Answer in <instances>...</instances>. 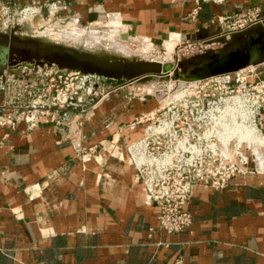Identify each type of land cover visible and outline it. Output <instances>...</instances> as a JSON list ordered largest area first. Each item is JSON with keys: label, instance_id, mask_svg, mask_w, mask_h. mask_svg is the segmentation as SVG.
I'll return each mask as SVG.
<instances>
[{"label": "crops", "instance_id": "1", "mask_svg": "<svg viewBox=\"0 0 264 264\" xmlns=\"http://www.w3.org/2000/svg\"><path fill=\"white\" fill-rule=\"evenodd\" d=\"M50 1L0 0V7ZM67 2L62 24H108L128 41L169 39L166 50L215 33L205 29L218 16L255 6L264 13V0H231L205 5L192 23L193 4L182 0ZM8 100L0 93V105ZM149 107L117 94L86 115L73 113L68 127L48 118L33 129L22 118L13 131L0 126V264H264V174L239 175L221 191L196 186L191 227L160 229L127 152L144 131L129 124Z\"/></svg>", "mask_w": 264, "mask_h": 264}, {"label": "built area", "instance_id": "2", "mask_svg": "<svg viewBox=\"0 0 264 264\" xmlns=\"http://www.w3.org/2000/svg\"><path fill=\"white\" fill-rule=\"evenodd\" d=\"M182 1L193 4L186 19L195 23L205 5H224L231 0ZM68 9L67 0H52L45 7L3 5L0 21L24 24L44 13L54 17ZM260 12L258 8L244 14L218 16L211 25L220 29L212 38L189 41L184 43L187 45L184 49L197 53L219 49L248 23L263 24ZM261 66L264 69V63ZM50 75L47 90L28 110L9 109L23 99L21 92L0 105L7 112L0 115L1 127L13 131L20 118L30 129L36 128L43 118L56 127H68L74 112L87 114L102 95L103 77L98 75L61 70L51 71ZM235 75L234 81L212 78L205 84L187 85L184 93L166 104L160 101L155 111L141 115L136 121L144 124V131L140 139L127 145L129 162L136 169L148 204L158 210L160 229L167 234H180L191 227L190 204L196 186L221 191L239 175L264 174L255 168L249 170L252 160L246 154L252 145L264 149V77L246 76L244 70ZM16 83L15 75L5 76L0 81V92L9 91ZM24 93L31 95L32 91L25 89ZM247 131L249 137L241 140L239 135Z\"/></svg>", "mask_w": 264, "mask_h": 264}, {"label": "rangeland", "instance_id": "3", "mask_svg": "<svg viewBox=\"0 0 264 264\" xmlns=\"http://www.w3.org/2000/svg\"><path fill=\"white\" fill-rule=\"evenodd\" d=\"M260 7L263 6H255V7L243 9L242 11L233 14L234 15L244 14L249 10L253 11V9H258ZM59 15L60 14L54 17H49L48 14L44 13L41 16L43 18H39L40 16H38L37 18L33 19L31 23L33 24L32 26L31 24H29L30 22H25L24 24L21 23L14 24L12 22L6 23L0 21V34H5L0 36V45L8 46V42L12 40L16 43L17 46L19 45L29 46L31 47V49H36V50L39 48L61 49L67 52H72L74 55L85 58L94 56L93 58L96 59H98V57L107 59L108 56H112L120 59L124 58L127 60H131L132 62H139V63H143L147 61L148 62L158 61L164 65L169 64L171 66L172 76H174V74L176 73L175 70H179V72L181 73L183 72L186 66L202 61L212 56L214 52H225L233 48L236 44L244 41L248 36L257 32L258 29L261 28V26L263 25L259 21L250 22L248 23L245 29L232 34L230 41H226L223 47L219 49H209L204 53H197V52L187 51L184 49L187 46L184 45V43L186 44L189 41L191 42L192 41L191 39L188 40L180 39V41L176 44L175 49L171 47L169 50H166L165 45L169 39L162 42H155L149 38L131 36L129 38L130 40L128 41L126 40V38L121 37L118 31L112 33L109 29L108 24H106L107 25L106 28H99L98 26L97 27L88 26L87 28L78 27L76 24L74 26L73 22L67 25L66 23L62 24V22H60V20L58 19ZM227 15L230 14L228 13ZM260 16L261 17L264 16L262 10L260 12ZM70 19H73V17L69 18L66 22L67 23L71 22L72 20ZM211 26L212 27H208V29L205 30L207 31L212 30V32L215 33H209L205 38L199 39L197 41L209 40L216 34L218 29H220V27H218L217 25H211ZM76 29L82 30L83 32L78 31ZM92 29L93 30L97 29V30L95 32H92L93 31ZM76 31L78 33H76ZM28 35L31 36L29 37ZM50 35L54 38L52 39ZM48 36L50 37L48 38ZM70 36L73 39H70ZM76 37H78L77 38L78 41L75 40ZM62 40L66 42L63 43ZM104 43L105 44L107 43L108 45L107 44L105 45ZM94 46L96 50H94L95 49ZM109 46H111V48ZM112 48H116V49L121 48L122 50L120 49V51H118L119 53L121 52L120 53L121 55L120 56L116 54L111 55L109 50H111ZM98 49L99 50L102 49V50L99 51ZM106 51H108V54ZM122 52H126L127 54ZM32 61L33 62L32 63L29 62V64H34L35 66L34 68L31 69L26 67H21L17 70H12L7 67L3 70H0L1 72L0 81L5 80V76H10L12 74L15 75V79L18 81V83L11 86V89L9 91L8 90L6 92L2 91L0 93L5 95V97L9 100L10 97H13L14 94L20 92L24 94L22 100L17 101V103L10 106L12 107L11 110H19L20 112L26 109L28 110L29 108H31L30 105L33 104L34 101L40 100L39 96L42 95L43 90H47V84H49V81L51 79V75H50L51 71L56 72L61 70L67 73L71 71H75V70H64L56 65H52V64L48 65L47 63L43 65H37L38 60L36 59H32ZM261 65L259 66L252 65L244 69V75L253 76L254 78H263L264 69ZM192 66L188 67L187 69L191 68ZM250 71H253L254 73H249ZM213 78H220L224 80L225 79L227 80L229 78V80L234 81L236 79V75L235 73H233V74L217 76ZM211 79L212 78L202 81L184 82L182 80L175 81L177 79H172V78L168 81L165 79L160 80L156 78L155 80L150 79L145 81L132 80V79L111 80V79L101 78L100 85L102 88L100 92L102 93V95L98 96V98L95 100L93 105L89 108V111L96 108L102 102L112 98L113 95L120 94L124 98L125 97L131 98V100L134 102L136 101L140 102L141 100L144 101L145 104H149L151 106L149 107L150 109L148 110H150V112H153L158 108L160 101L166 104L172 99V97L184 93V91L187 88L186 87L187 85L190 84L195 85V83L198 82H202V84H205L206 82H209ZM25 89L31 90L32 94L29 95L28 93H24ZM107 94L108 96H106ZM51 95H53V91H51ZM42 101L45 102V100L43 99ZM137 119H135L133 122L129 124L132 125L131 126L132 128L135 127L134 125L136 126L139 125L136 124ZM71 123H72V118L70 125Z\"/></svg>", "mask_w": 264, "mask_h": 264}, {"label": "water", "instance_id": "4", "mask_svg": "<svg viewBox=\"0 0 264 264\" xmlns=\"http://www.w3.org/2000/svg\"><path fill=\"white\" fill-rule=\"evenodd\" d=\"M254 34H258L260 38L264 39V23L257 32L253 33L247 38L254 39ZM2 35L5 34H0V36ZM260 41L261 40L259 39L257 42L259 43ZM222 53L224 52H214L212 56L202 61H206L215 56H220ZM18 56L19 51L16 48L0 45V70H3L7 67L12 70H17L21 67L30 69L34 68V64H29V62H33L32 59ZM39 57L41 59V62H38L37 65H43L45 63H47L48 65L52 64L64 70L80 71L83 74L98 75L100 77L111 80L132 79L145 81L150 79L155 80L156 78L160 80L165 79L168 81L172 78L177 79L175 81L182 80L184 82H192L202 81L217 76L233 74L252 65L259 66L264 63V50L258 57H252L251 55L244 54L243 52L239 53L226 64L218 66L211 71L202 72L198 75H195V77H191L186 73V69L194 65L195 63L186 66L181 73L179 72V70H175L176 73L174 74V76H172L171 66L169 64L164 65L158 61H147L139 63L112 56H108L107 59L98 56H96L98 57V59L93 58L94 56L85 58L73 55L67 51L63 53L54 51L48 55ZM246 154L252 160L253 169L255 168L259 172L264 173V149L258 147L257 145H252V150L246 152ZM253 169H250L249 166V170Z\"/></svg>", "mask_w": 264, "mask_h": 264}, {"label": "bare ground", "instance_id": "5", "mask_svg": "<svg viewBox=\"0 0 264 264\" xmlns=\"http://www.w3.org/2000/svg\"><path fill=\"white\" fill-rule=\"evenodd\" d=\"M73 25V24H72ZM74 26H75V24H74ZM109 26V29H110V31L112 32V33H115L116 32V30H117V27H110V25H108ZM77 27V26H76ZM94 29V28H93ZM92 29V30H93ZM76 30H78V29H76ZM97 30V29H96ZM96 30H93L92 32H95ZM74 31V30H73ZM78 31H81V32H83L82 30H78ZM55 32V31H54ZM91 32V33H92ZM47 33V32H46ZM76 33H78L77 31H76ZM81 34H83V33H81ZM69 35V34H68ZM73 35V34H72ZM80 35V34H79ZM29 37L31 36V35H28ZM42 36V35H41ZM51 36V35H50ZM50 36H48V38L50 37ZM45 37V36H44ZM74 37V36H73ZM47 38V37H46ZM51 38L53 39L54 37H52L51 36ZM62 38V37H61ZM68 38H69V36H68ZM77 38L78 37H76L75 38V40H77ZM82 38V37H81ZM124 38V37H123ZM126 38V37H125ZM70 39H73V38H71V36H70ZM261 40L259 43L257 42L258 40ZM69 40V39H68ZM67 40V41H68ZM85 40V39H84ZM127 40V39H126ZM63 41V43L64 42H66V41H64V40H62ZM61 41V42H62ZM73 41V40H72ZM78 41V40H77ZM79 41H80V39H79ZM113 41V40H112ZM71 42V41H70ZM88 42V41H87ZM109 42V41H108ZM77 43V42H76ZM81 43V42H80ZM118 43V42H117ZM66 44V43H65ZM67 44H69V43H67ZM75 44V43H74ZM83 44H84V42H83ZM95 44V43H94ZM105 44V43H104ZM107 44V43H106ZM105 44V45H106ZM76 45H79V44H76ZM101 45V44H100ZM108 45V44H107ZM74 46V45H73ZM112 46V45H111ZM111 46H109L110 48H111ZM105 47V46H104ZM115 47V46H114ZM94 48H95V46H94ZM103 48V47H102ZM123 48V47H122ZM121 49V48H120ZM120 49H116V48H112L111 50H109L110 51V53H111V55L113 54H116V55H118V56H120L121 54V52L119 53L118 51H120ZM94 50H96V48L94 49ZM99 50V49H98ZM100 50H102V49H100ZM99 50V51H100ZM104 50H106V49H104ZM103 50V51H104ZM122 50V49H121ZM264 50V39H262V38H260L259 36H258V34H254V39H251V38H247L246 40H244V41H242V42H240V43H238V44H236L233 48H231V49H229V50H227V51H225L224 53H222L220 56H215V57H213V58H210V59H208V60H206V61H202V62H198V63H195L191 68H189V69H186V73L188 74V75H190L191 77H195V75H198V74H200V73H202V72H205V71H211L212 69H214V68H216V67H218V66H221V65H224V64H226L227 62H229L231 59H233L237 54H239V53H244V54H249V55H251L252 57H258L261 53H262V51ZM125 51H128V50H125ZM97 52V51H96ZM105 52V51H104ZM107 52V54H108V51H106ZM122 53H126V52H122ZM130 53V52H129ZM132 53V52H131ZM127 54V53H126ZM110 55V54H109ZM133 55V54H132ZM138 56V55H137ZM174 56V55H173ZM142 58V57H141ZM249 134H250V131H247V132H245V133H241L240 135H239V137H240V139L241 140H244V139H246V138H248L249 137Z\"/></svg>", "mask_w": 264, "mask_h": 264}, {"label": "flooded vegetation", "instance_id": "6", "mask_svg": "<svg viewBox=\"0 0 264 264\" xmlns=\"http://www.w3.org/2000/svg\"><path fill=\"white\" fill-rule=\"evenodd\" d=\"M8 46L16 48L19 51L18 57L36 59L38 60V62H41V59L39 56H45L54 51L61 52V53L66 52L65 50L54 49V48H39L36 50V49H31V47L29 46H21V45L17 46L16 43L12 40L8 42ZM70 53L73 54L72 52Z\"/></svg>", "mask_w": 264, "mask_h": 264}]
</instances>
